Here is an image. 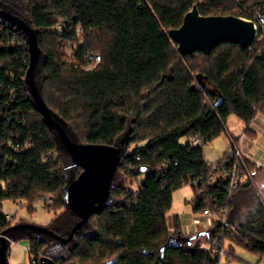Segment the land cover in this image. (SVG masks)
Wrapping results in <instances>:
<instances>
[{
	"label": "trees",
	"instance_id": "trees-1",
	"mask_svg": "<svg viewBox=\"0 0 264 264\" xmlns=\"http://www.w3.org/2000/svg\"><path fill=\"white\" fill-rule=\"evenodd\" d=\"M194 4L202 15L248 18L255 8L264 11V0H0V10L34 30L41 53L37 87L69 137L122 148L107 202L68 242L31 228L9 232L15 241L28 239V261L38 264L47 255L61 264L115 258L113 264H218L211 248L198 245L202 233L183 239L180 216L173 215L170 227L167 214L173 192L186 184L195 191L193 212L230 209L228 148L209 162L203 146L223 132L238 139L227 127L231 115L247 131L264 114V26L249 47L222 42L209 55H180L169 31ZM27 45L17 26L0 18V233L27 222L8 217L3 201L24 200L33 212L35 202L51 195L46 205L62 210L45 227L67 237L79 217L67 206L65 189L82 168L34 105L23 75ZM87 53L100 55L91 69H85ZM195 137L201 143L193 145ZM253 187L240 182L248 210L234 229L215 221L214 234L226 235L228 258L238 245L264 259V202ZM170 236H181V245L162 258Z\"/></svg>",
	"mask_w": 264,
	"mask_h": 264
},
{
	"label": "water",
	"instance_id": "water-1",
	"mask_svg": "<svg viewBox=\"0 0 264 264\" xmlns=\"http://www.w3.org/2000/svg\"><path fill=\"white\" fill-rule=\"evenodd\" d=\"M0 18H5L14 23L27 38L29 64L24 77L34 105L41 113L45 124L55 130L62 148L71 156L73 164L82 170L68 182L64 198L70 210L79 217L73 225L67 237H61L53 233L43 225L35 223H18L3 230L0 233V264H7V249L9 242H15V238L9 232L19 228H31L38 232H45L61 242H68L88 220L91 214L98 212L102 204L107 202L114 173L120 163L122 148L116 145L101 143H80L72 140L66 128L53 117L42 99L35 80V71L41 60V53L37 43V37L21 19L0 10ZM169 35L177 43L180 55L201 51L209 55L214 47L222 42H231L241 47H249L256 36L252 21L235 15H202L197 5L194 4L188 10L177 28H172ZM201 233L191 236H183V239L198 237ZM181 236H170L167 242L161 246L160 252L163 258L166 249L181 245ZM116 258L107 262L113 264ZM38 264H61L51 257L42 255ZM64 264H73L66 262Z\"/></svg>",
	"mask_w": 264,
	"mask_h": 264
},
{
	"label": "rangeland",
	"instance_id": "rangeland-1",
	"mask_svg": "<svg viewBox=\"0 0 264 264\" xmlns=\"http://www.w3.org/2000/svg\"><path fill=\"white\" fill-rule=\"evenodd\" d=\"M66 54L65 57L69 59L70 51L68 48L65 49ZM262 114V113H261ZM261 117V116H259ZM227 127L230 132L235 134L236 136L240 135L242 131V124L240 120L231 115L227 120ZM182 143H185V140H181ZM229 146L228 134L226 132L221 133L219 136L214 138L212 141L204 144V153L206 158L213 162L217 159L221 158L224 152L227 150ZM254 190L257 195L264 202V170L260 173L258 180L254 183ZM195 191L190 184L183 185L173 192L172 197V207L167 214L168 223L171 227L172 217L177 214L180 216L182 222L189 218L190 213L193 212L191 199L194 197ZM46 198V197H44ZM34 211L28 212L26 208V203L24 200L12 201L5 200L2 203V209L5 213H8L12 219L16 221H27L28 223H35L39 225L46 226L50 223V219L53 214L60 212L62 210L61 207L57 209L54 213L53 210L49 209V207L43 201H37L33 204ZM231 207V206H230ZM229 210V209H228ZM228 221V216H227ZM185 222H183L184 224ZM182 224V226H183ZM207 226V219L204 218L199 222L194 224L196 231L199 229L203 230L204 227ZM233 229L234 225H230ZM199 237V236H198ZM208 235H201L197 239V243L200 247L210 248V241L208 240ZM29 244L28 239L22 238L9 245L11 247L10 256H7V260L9 264H16L17 262H21L22 264H26L27 261V252L24 246L25 244ZM9 244H11L9 242ZM27 244V245H28ZM23 254L24 256L21 258L19 255ZM218 264H264V259H260L255 253L241 247L238 245H234V257L228 258L227 256L222 255Z\"/></svg>",
	"mask_w": 264,
	"mask_h": 264
},
{
	"label": "built area",
	"instance_id": "built-area-1",
	"mask_svg": "<svg viewBox=\"0 0 264 264\" xmlns=\"http://www.w3.org/2000/svg\"><path fill=\"white\" fill-rule=\"evenodd\" d=\"M236 2H238V0H236ZM244 19L253 22L254 30L257 34L259 28H262L264 26V11L261 10L260 7L255 8L254 10L250 12V16ZM86 58L89 61V63L88 65L85 66V69H91L95 64L99 62L100 55L96 53H87ZM26 71L27 69L23 71L24 77H25ZM246 137H247L246 130L243 131L238 136L237 140H234L232 137L228 135V140H229L228 155L230 156V159L225 160V163L229 165L224 168V175L228 179V183H229L228 188H229V193L231 194L238 189L240 182L246 179H248L252 184H254L255 179H256L255 175L257 173V168L263 166V164L260 161L259 162L254 161V164H255L254 168L252 169L248 168L247 163H246V160L248 159L245 157V152L243 148V143ZM191 140H192L193 145L201 143V140L198 137L192 138ZM14 150L18 151L17 148H14ZM47 156L52 157L53 152H47ZM198 194L199 196H203L202 191H200ZM51 203H52V196L47 195L46 204L49 205ZM227 213H228L227 208H221L220 213L212 211L209 208H205L203 211L195 213L194 218L190 222L188 229H185V231L183 232V235L187 237V236H191L195 234L196 231L194 230L195 229L194 224L206 218L207 226L204 227L201 233L203 235L209 236L208 240L210 241V248L213 252V255L216 256L220 260V257L222 255L226 256V248H227L228 242H227L226 235H224L223 233L214 234L215 226H216L215 221H219L222 224H227L228 222ZM6 215L8 217L10 216L8 213H6ZM226 233H228V230H226ZM29 248H30L29 244L26 245L25 247L26 252L29 250ZM16 264H22V263L17 262ZM26 264H36V262L35 260H31V261L27 260Z\"/></svg>",
	"mask_w": 264,
	"mask_h": 264
},
{
	"label": "crops",
	"instance_id": "crops-1",
	"mask_svg": "<svg viewBox=\"0 0 264 264\" xmlns=\"http://www.w3.org/2000/svg\"><path fill=\"white\" fill-rule=\"evenodd\" d=\"M261 116V117H259ZM245 131L244 127L242 126L241 133ZM240 133V134H241ZM239 136V135H238ZM246 139L243 143V148L245 152V157L250 160L251 162H261L264 166V114L258 113L257 116L254 118L253 122L250 124L248 130L246 131ZM206 158V156H205ZM207 159V158H206ZM208 160V159H207ZM218 160V159H217ZM209 161V160H208ZM211 162V161H209ZM214 162V161H213ZM260 174L257 176L256 181L258 180ZM231 207L228 210V223L229 225H237L243 219L244 214L248 210V202L246 200V193L240 189L234 191L231 194ZM3 210V209H2ZM190 217L187 218L183 226L182 231L184 232L185 229H188L190 222L195 216L194 212H191ZM182 221V220H181ZM181 224V225H182ZM196 231V229H194ZM203 230L199 229L196 233H201ZM11 242L10 245H12ZM28 244V243H27ZM25 244L24 246H26ZM11 247L9 249V256H10ZM24 255L21 254L19 257H23Z\"/></svg>",
	"mask_w": 264,
	"mask_h": 264
}]
</instances>
